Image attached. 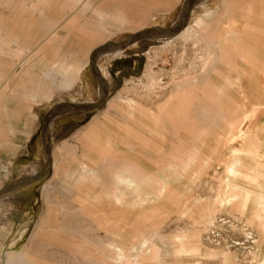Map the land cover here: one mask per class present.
Here are the masks:
<instances>
[{"label": "rangeland", "instance_id": "374dc122", "mask_svg": "<svg viewBox=\"0 0 264 264\" xmlns=\"http://www.w3.org/2000/svg\"><path fill=\"white\" fill-rule=\"evenodd\" d=\"M6 188L0 264H264V0H0Z\"/></svg>", "mask_w": 264, "mask_h": 264}, {"label": "water", "instance_id": "95a60500", "mask_svg": "<svg viewBox=\"0 0 264 264\" xmlns=\"http://www.w3.org/2000/svg\"><path fill=\"white\" fill-rule=\"evenodd\" d=\"M191 6H192V4H188L187 9L185 10V16L183 17V21L176 22V24L169 29L154 27V28H150L147 30H143V31L135 34L134 36H132L130 39H128L127 41H125L123 43H118V44L110 43L106 47H103V48H107L110 46L115 47V48H125V47L139 41V40L150 39V38H155V37H162V36H166L169 34L177 33L186 26V24L189 20L190 12H191ZM106 94H107V87L105 88V91L102 93L101 98L97 103H94V104H62V105L56 107L48 116L46 124L44 125V131H46V128H47V126H49L51 120L53 118H55L58 114H60V112H62V111L73 110V111L87 112V111L97 109L98 107H100L103 104V102L106 98ZM36 178L37 177L34 176L31 178H26V180L27 181H33ZM9 188H6L0 194L7 192V190H9Z\"/></svg>", "mask_w": 264, "mask_h": 264}, {"label": "bare ground", "instance_id": "6f19581e", "mask_svg": "<svg viewBox=\"0 0 264 264\" xmlns=\"http://www.w3.org/2000/svg\"><path fill=\"white\" fill-rule=\"evenodd\" d=\"M189 1H193V0H189ZM183 17H184V15H183V13H182V15L179 17L180 20H179L178 22L183 21Z\"/></svg>", "mask_w": 264, "mask_h": 264}]
</instances>
